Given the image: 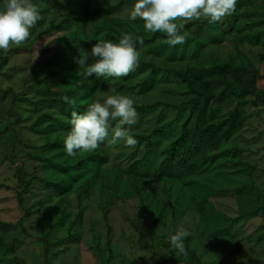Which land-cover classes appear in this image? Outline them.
<instances>
[{
  "label": "trees",
  "instance_id": "16d2710c",
  "mask_svg": "<svg viewBox=\"0 0 264 264\" xmlns=\"http://www.w3.org/2000/svg\"><path fill=\"white\" fill-rule=\"evenodd\" d=\"M54 1L62 3L54 6L48 0H31L43 19L21 46L10 45L7 52L0 50V96L11 98L9 116L1 120L0 126V136L9 138L6 142L8 154L2 160L13 168L14 177L11 185H2L16 190L21 207L35 189L40 191L33 194L39 197L35 202L25 205L23 217L41 215V223H48L43 225L48 234L34 238L42 242L46 264H50L49 257L55 244L49 239L51 233L56 234L62 229L63 235L59 238L63 241L76 240L78 235L77 241H83L82 230L78 233L71 230L77 225L82 226L87 203L96 192L97 184L103 189L104 183L100 179L105 174H112L109 186L125 201L133 198L127 194L131 186L127 182L128 176L134 180L147 177L160 188L162 184V191L150 190L157 186L149 188V192H154V196L149 195L153 201L149 205L156 206L160 213L154 219L156 224L164 219L167 208L174 214L179 211L181 204L186 203L184 199L190 206L194 204L193 200L197 201L199 208L204 210L209 199L214 197L213 189L219 177L210 171L221 167L227 170L243 167L241 171L246 174L247 168H256L244 159V151L255 154L261 147L246 144L244 149L239 141L248 138L246 132H252L249 142L259 141L264 136V128L260 125L264 122V0H237L235 13L221 22L209 24L201 19L184 24L182 33L187 42L175 47L167 45L166 34L146 32L143 21L121 16L124 7L135 0H118L116 3L104 0L105 4L98 0ZM57 8L63 11L58 12ZM174 22L183 24L181 20ZM124 33L133 34L137 51L140 44L135 38L144 41V51L138 53L139 67L133 71L135 74L122 79L86 77L84 69L75 62L80 50L90 51L98 41L118 43ZM228 46L232 47L229 52L225 50ZM246 47H260L259 57L249 55ZM18 52L24 59H30L27 61L29 67L26 73L23 72L21 84L2 86L4 73L12 56ZM139 71L144 74L137 80ZM165 75L178 79L176 85L184 88V97L175 94L172 95L174 101L165 102L160 99L168 98L170 92L160 90L155 92L153 100H144L143 96L154 93L151 92L152 82ZM127 93L131 99L142 96L141 102L134 99L138 117L137 123L130 127V134L138 140L137 145L127 147L123 141L109 145L106 140L95 150L77 151L74 156H68L64 139L71 130V113L83 114L93 102L102 103L109 95ZM64 96L74 100L75 104L65 103ZM22 107L33 112L34 120L30 125H23ZM158 107L171 110L174 115L169 118L168 110L160 112L156 120L162 122L146 131L141 125L144 119L141 116ZM171 128H176L175 135L167 137V133V139H164V132ZM25 131L39 134L44 142L33 141ZM111 148L121 150L116 159L124 158L123 155L130 159L126 167L111 162ZM174 191L178 192L177 198ZM137 194L143 208L144 200L138 188ZM72 195L77 200L74 213L71 210ZM104 217L108 221V213ZM5 226L3 232L9 234L6 223ZM112 230L108 223L106 249L111 256L115 247ZM91 241L90 245L95 244L99 253L104 250L99 235L94 233ZM21 242L16 236L11 241L0 238V246L7 248L9 253ZM7 258L0 255L1 262H7ZM174 259L172 257L171 261Z\"/></svg>",
  "mask_w": 264,
  "mask_h": 264
},
{
  "label": "rangeland",
  "instance_id": "374dc122",
  "mask_svg": "<svg viewBox=\"0 0 264 264\" xmlns=\"http://www.w3.org/2000/svg\"><path fill=\"white\" fill-rule=\"evenodd\" d=\"M110 1L116 3L118 0ZM98 2L104 3V0H98ZM48 3L55 6L62 2L48 0ZM133 4L134 2L131 5H126L121 16L128 17V12ZM57 11L63 10L57 8ZM231 48V46H228L225 50L229 52ZM259 48L246 47L245 49L249 55L258 58ZM138 49V53L144 51L142 45H139ZM12 58L8 70L4 73L5 79H2V86L10 84L16 87L21 84L20 82L24 76L23 72L29 67L27 61L30 59H24L22 53L18 52ZM147 70L144 72L146 73ZM139 72L135 77L137 80L144 74L142 71ZM133 73L135 74V72H131L127 77H131ZM163 76L152 82L151 92L154 93H149L148 97L143 96L144 100L145 98L148 101L153 100L155 92L159 93L160 90L170 92L168 98L160 99L165 102L174 101L172 95L175 94L184 97V88L181 89V85L179 87L176 85L178 79L173 75ZM122 78L125 77H120V79ZM126 95L129 96L128 93ZM157 97L160 98V96ZM134 99L141 102L142 96L134 97ZM10 106L11 98L9 96L5 98L2 96L1 98L0 96V126L1 120L9 116L7 111ZM166 110L168 109L158 107L144 112L141 116L144 118V123L141 122L143 128L149 131L160 124L162 121L156 120V115ZM21 112L25 118L23 125L25 123L26 126L30 125L34 120L33 112L24 107H22ZM171 112V110H168L169 118L174 115ZM262 120L264 121V117ZM260 125L264 128V122ZM176 131V128L166 130L164 139L174 136ZM25 133L33 141L44 142L39 134H30L29 131H25ZM167 133L169 135L165 137ZM246 133L245 135L248 138L249 136L252 137V132ZM248 138L245 141H239V144L244 149L246 144L252 147L254 145L255 148L261 147L258 153L255 154L247 150L244 151V159L251 164L253 163L256 168H247L246 174L241 171V169H244L243 167L231 168L232 170L221 167L210 171L214 172L216 177L217 174L219 175L217 178L218 185L216 184L213 189L215 191L214 197L209 199L204 210L199 208L197 201L193 200L195 205L190 206L187 205L188 200L184 199L186 203L181 204L179 211L174 214L171 209L167 208L164 219L156 224L154 219L160 213L159 210L156 211V206H153V209L149 205L153 202L149 195L154 196V192H149V188L157 186L156 189L151 188L150 190L162 191V184L160 188V185H155L156 183H153L155 181L147 177H136V180H134V177L128 176L127 182L131 184V188H128L130 190L127 194L133 198L125 201V198L118 197L119 194L114 193L109 186L112 174H105L100 179L104 183L103 189L99 188L97 184L95 187L96 192L91 195V200L87 203L88 209L82 226L77 225L71 230L77 233L82 230L83 241H77L79 235L76 240L63 241L59 238L63 235L62 229L56 231V234L51 233L49 239L55 244L49 257L50 264H242V261L238 260L240 257L246 258L247 264H264V149H262L264 147V136L256 142L252 138L253 142H249L247 141ZM8 139H3L0 136V238L11 241L16 236L22 242L17 243L13 250L10 249L11 253L8 252L7 248L0 246V255L8 256L7 262L0 261V264H46L42 242L39 239L38 241L34 240V238H40L47 232L46 227L43 225L48 223H41V215L36 216V214H33L32 217H23L28 203L39 198L37 195L33 196L34 192L38 193L40 191L35 189L28 196L29 199L26 197L24 205L21 207L18 203L16 190L12 187L8 189L2 185L3 183L11 185L14 181L13 168L7 165L8 162L2 160L8 154V144L6 143ZM119 149L111 148V162L126 167L130 159L126 158L125 155H123L124 158L116 159L121 151ZM137 188L144 200L142 207L145 212L140 206ZM119 192L122 193L123 190H119ZM188 192L187 190L186 193ZM177 193V191H174L175 198H177ZM71 199V210L74 213L77 210V200L74 195ZM181 201L183 202V200ZM109 207L112 208L108 211ZM146 207L147 209H145ZM105 213H108V221H105ZM145 218L147 219L146 223L144 222ZM5 223L8 226L9 234L3 232L6 228ZM108 223L113 227L112 243L115 247L112 256L106 249V227ZM94 226L96 231L94 233L101 237V244L104 247L101 253L96 250L94 243V246L90 245L94 234ZM181 227L191 232L190 240H187V238L185 240L187 255H177L168 245V238ZM66 229L67 227L64 228V231ZM77 233L73 234L76 235ZM88 241L89 244H87ZM187 241L189 243H186ZM110 257L112 259H109ZM172 257L175 258L173 261H171ZM108 259L109 261H107Z\"/></svg>",
  "mask_w": 264,
  "mask_h": 264
},
{
  "label": "clouds",
  "instance_id": "9594fccd",
  "mask_svg": "<svg viewBox=\"0 0 264 264\" xmlns=\"http://www.w3.org/2000/svg\"><path fill=\"white\" fill-rule=\"evenodd\" d=\"M237 0H135L128 12L132 21H143L146 32L166 34L170 47L187 42L182 33L184 24L206 20L209 24L221 22L235 13ZM37 5L31 0H0V50L8 51L10 45L21 46L31 36V30L41 21ZM181 20L178 25L174 21ZM132 33H124L118 43L98 41L89 50L81 49L75 62L84 69L86 77H127L139 67V54ZM135 42L143 45L142 38ZM91 61V62H89ZM67 104L75 101L63 97ZM134 100L127 95H109L101 103H91L83 114L71 113V130L64 139L68 156L77 151L95 150L107 140L109 145L123 141L127 147H135L138 140L130 134V127L137 123L138 113ZM113 122L115 124L113 125ZM111 134V139H108ZM191 232L181 227L168 238L170 249L187 255L185 240ZM247 264L244 257L238 258Z\"/></svg>",
  "mask_w": 264,
  "mask_h": 264
}]
</instances>
